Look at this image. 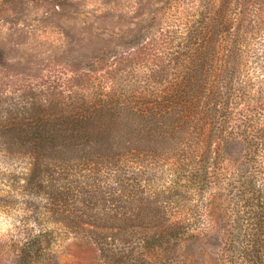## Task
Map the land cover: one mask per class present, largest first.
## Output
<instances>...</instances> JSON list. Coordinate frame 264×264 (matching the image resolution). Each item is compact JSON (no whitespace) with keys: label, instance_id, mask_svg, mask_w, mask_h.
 <instances>
[{"label":"rangeland","instance_id":"obj_1","mask_svg":"<svg viewBox=\"0 0 264 264\" xmlns=\"http://www.w3.org/2000/svg\"><path fill=\"white\" fill-rule=\"evenodd\" d=\"M195 72L192 85L219 88L229 108L223 148L207 141L213 126L192 133L208 157L192 169L208 174L203 184L182 172L181 132L124 160L92 156L84 124L54 133L65 118L96 119V104L146 113ZM256 143L264 150V0H0V208L18 192L32 213L0 237V264H230L221 254L239 245L237 181ZM179 219L186 237L157 226Z\"/></svg>","mask_w":264,"mask_h":264},{"label":"trees","instance_id":"obj_2","mask_svg":"<svg viewBox=\"0 0 264 264\" xmlns=\"http://www.w3.org/2000/svg\"><path fill=\"white\" fill-rule=\"evenodd\" d=\"M195 47H197L198 51L207 49L204 44L203 46L197 44ZM202 55L204 54L200 53L197 57L204 58ZM197 61L199 60L197 59ZM194 75V77H190L188 74L179 75L182 78L181 86L177 87L176 99L172 100L173 96L168 97L166 94L162 103H159L146 113L137 110L133 112V109L128 107L129 105L118 102H116V105L108 104L109 108L96 104V114L94 116L96 119L90 121L85 118V114H81L79 117L65 118L64 122L60 123V125H63L62 129L55 127L58 121L54 122L55 124L52 123L54 133L59 132L60 135L63 133V138H67L68 136L63 131L66 126L84 124V128L90 127L93 130V134L89 133L87 136L98 147V152L94 150L92 156L96 155L97 157L106 159L118 158L120 156L121 160H124L130 155L134 156V154L139 156L145 155L147 149H151L152 145H154V150H156L155 148L159 144H161L162 148L169 132L174 135L177 132H181L182 134L179 133L178 141L183 143L184 138H186V146L179 147L177 152L178 161L182 162V172L186 173L188 169L191 170L192 176H189L191 180L189 183L203 184V182L207 181L208 174L203 179L195 170L199 168L205 169L208 157L207 153L206 155L203 153L205 148L201 149L200 147L203 143L202 134L197 135L195 144L193 145L192 133L193 131H200L207 126H213L215 131L220 130V134L211 135L207 141L209 142V140L218 138V146L219 148H223V142H225L226 138L222 126H224L226 120L229 118V108L225 104L222 105L220 103V99L223 97L221 96V92H219V88L215 92L213 87L208 91L201 85H192L195 78L199 82L203 79L202 74L195 72ZM198 100H206L203 103L205 105L199 106ZM85 108L88 110L92 109L88 106ZM198 112L206 115L207 120L198 119V115L200 114ZM93 113V111H90L91 115ZM220 121L221 124H219ZM126 130L128 131L126 132ZM133 134H136V137H133ZM230 134L232 133H229V136ZM259 134H253L255 141L258 140ZM59 137L58 134H55L52 141L55 142ZM172 139L175 140L176 137ZM10 141L12 142L11 139ZM206 146L208 147V151L206 152L209 153L211 144H207ZM187 147H194V149H187ZM260 147L261 144L259 143L251 146L253 154L249 163L254 167L251 168L252 171L250 172L249 168H247L242 175H238L237 184H240L238 196L246 204L244 206L243 217L241 215L237 220L239 225L234 227V230L237 232L235 238L237 244H239L238 248H234L233 250L225 248L221 254L223 259L227 257L230 260V264H233L236 260L238 264H264V166H260V157L264 158V155L260 156V154L264 153V150L260 149ZM114 149L118 150H116L115 155H112L109 151ZM170 150H173L172 153L175 151L174 148ZM199 150H202V153H199ZM100 160L103 159L100 158ZM192 169L195 170L193 171ZM183 176L185 175H181V178ZM210 181L211 179L208 178V182ZM159 223L157 226L162 225L161 228H164V231L170 237H183V235L186 237L187 235L188 226L184 224V220L179 219L171 223L170 227H167L164 221ZM174 231L177 234H174ZM192 238L189 236L188 240Z\"/></svg>","mask_w":264,"mask_h":264},{"label":"clouds","instance_id":"obj_3","mask_svg":"<svg viewBox=\"0 0 264 264\" xmlns=\"http://www.w3.org/2000/svg\"><path fill=\"white\" fill-rule=\"evenodd\" d=\"M30 171V170H29ZM19 174V172H17ZM20 183L25 184V180H21ZM12 191L11 188L8 189ZM5 193L0 192V195H4ZM14 197L19 203L14 208H0V237H4L8 234L15 235L17 233L18 228L23 229L25 227L23 223V218L31 215V210H26V204L24 201L27 197L21 196L18 192H14ZM42 201L43 203H47L45 199L38 198L37 202ZM30 229H34V235L39 234L40 227L38 226L35 220H30L26 225ZM22 234V233H21Z\"/></svg>","mask_w":264,"mask_h":264}]
</instances>
